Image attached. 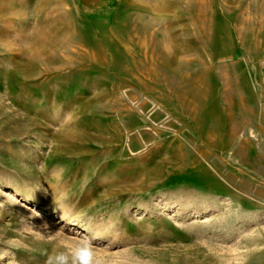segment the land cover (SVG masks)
I'll use <instances>...</instances> for the list:
<instances>
[{"label": "rangeland", "instance_id": "374dc122", "mask_svg": "<svg viewBox=\"0 0 264 264\" xmlns=\"http://www.w3.org/2000/svg\"><path fill=\"white\" fill-rule=\"evenodd\" d=\"M264 264V0H0V264Z\"/></svg>", "mask_w": 264, "mask_h": 264}, {"label": "clouds", "instance_id": "9594fccd", "mask_svg": "<svg viewBox=\"0 0 264 264\" xmlns=\"http://www.w3.org/2000/svg\"><path fill=\"white\" fill-rule=\"evenodd\" d=\"M46 256L45 264H104L91 239L82 237L75 243L58 242Z\"/></svg>", "mask_w": 264, "mask_h": 264}]
</instances>
